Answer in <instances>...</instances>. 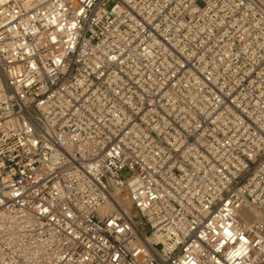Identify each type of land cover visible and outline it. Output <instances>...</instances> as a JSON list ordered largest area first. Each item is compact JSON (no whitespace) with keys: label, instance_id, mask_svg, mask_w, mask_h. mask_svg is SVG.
<instances>
[{"label":"built area","instance_id":"built-area-1","mask_svg":"<svg viewBox=\"0 0 264 264\" xmlns=\"http://www.w3.org/2000/svg\"><path fill=\"white\" fill-rule=\"evenodd\" d=\"M0 264H264V0H0Z\"/></svg>","mask_w":264,"mask_h":264}]
</instances>
